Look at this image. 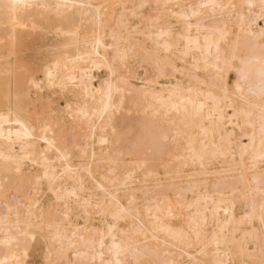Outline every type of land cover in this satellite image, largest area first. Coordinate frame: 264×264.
<instances>
[{
  "label": "bare ground",
  "instance_id": "bare-ground-1",
  "mask_svg": "<svg viewBox=\"0 0 264 264\" xmlns=\"http://www.w3.org/2000/svg\"><path fill=\"white\" fill-rule=\"evenodd\" d=\"M0 264H264V0H0Z\"/></svg>",
  "mask_w": 264,
  "mask_h": 264
}]
</instances>
